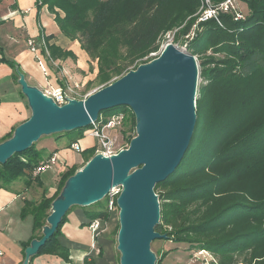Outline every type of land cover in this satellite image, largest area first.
Wrapping results in <instances>:
<instances>
[{
  "label": "trees",
  "instance_id": "16d2710c",
  "mask_svg": "<svg viewBox=\"0 0 264 264\" xmlns=\"http://www.w3.org/2000/svg\"><path fill=\"white\" fill-rule=\"evenodd\" d=\"M226 1L212 0L215 8ZM243 1L249 11L246 20H236L234 12L218 11V21L212 18L198 23L186 51L193 56L212 52L219 58L212 56L200 64L202 84L197 92L192 140L176 171L155 187L161 209L156 231L167 234L171 228L168 240L210 252L217 264H264V0ZM201 2L37 0V5L46 6L55 16L64 37L79 42L92 61L98 60L101 82L107 83L130 65L148 63L143 59L159 51L167 34L174 32L176 41L182 36L190 38L200 18ZM47 51L53 60L73 56L48 43ZM123 108L100 115L110 118L125 113L118 112ZM130 113L135 127V116ZM88 129L68 133L70 146L82 140ZM86 153L93 157L95 149ZM44 157L34 144L0 164V188L31 174ZM73 175V170L64 173L51 198L23 210V218L34 217V235L23 244L25 249L32 240L42 238L52 203ZM84 213L90 222L110 219L107 204ZM66 220L67 215L29 264L42 255L69 260L70 248L62 233Z\"/></svg>",
  "mask_w": 264,
  "mask_h": 264
},
{
  "label": "water",
  "instance_id": "95a60500",
  "mask_svg": "<svg viewBox=\"0 0 264 264\" xmlns=\"http://www.w3.org/2000/svg\"><path fill=\"white\" fill-rule=\"evenodd\" d=\"M199 67L187 51L169 44L160 56L139 66L85 100L58 106L41 90L29 86L20 73L18 83L31 109V117L0 144V164L29 150L43 136L88 128L101 112L128 107L136 118L137 135L126 150L111 158L94 156L73 175L52 203L40 240L25 250L23 264L51 239L73 207L103 201L114 187L122 186L117 199L120 231V264H156L151 245L167 239L156 231L161 209L157 184L170 177L182 162L196 122Z\"/></svg>",
  "mask_w": 264,
  "mask_h": 264
},
{
  "label": "crops",
  "instance_id": "0c3cea01",
  "mask_svg": "<svg viewBox=\"0 0 264 264\" xmlns=\"http://www.w3.org/2000/svg\"><path fill=\"white\" fill-rule=\"evenodd\" d=\"M41 36L46 39L52 37L47 40L49 46H58L64 52H71L73 56L60 60L48 58L46 53H41L39 58L34 56L30 52L29 41L33 40L38 44ZM39 60L43 68L38 64ZM87 62V54L81 49L79 42H72L62 35L55 22V16L46 6L39 7L37 0H0V142L7 141L15 129L31 117L28 101L18 83L20 73L25 76L29 86L45 91L65 87L68 83L81 82L78 74L86 72ZM11 65L18 67L14 69ZM89 139L84 137L80 140L85 150L96 144L95 140ZM44 143L47 144L45 150H49L47 153L56 155L57 164L63 163L60 165L64 169L80 160L78 154L71 151L68 146L65 147L62 140L48 138ZM45 157L43 161L50 158ZM43 173L35 180L28 174L11 185L0 188V264H23L25 260V250L28 247L25 249L23 244L34 235V217L29 214L23 218L22 212L38 205L45 198H51L57 192L60 180L57 176L56 185L48 191L44 188ZM79 212L85 216L84 210ZM68 214L62 233L63 236L74 239L71 246L67 245L70 248L69 260L65 262L57 256L42 255L37 257L33 264L88 262L86 256L90 253V248L81 246L83 245L81 240L84 237L83 230L89 231L87 226L90 220L87 219L86 222L77 225ZM95 259L93 256L92 261L96 263L102 260Z\"/></svg>",
  "mask_w": 264,
  "mask_h": 264
},
{
  "label": "rangeland",
  "instance_id": "374dc122",
  "mask_svg": "<svg viewBox=\"0 0 264 264\" xmlns=\"http://www.w3.org/2000/svg\"><path fill=\"white\" fill-rule=\"evenodd\" d=\"M232 3L234 4V11L242 17L241 20H246L248 13H249L246 3L243 0H232ZM201 4H202V6H201V10H200V18H199V20H197L198 22L194 26V31H193L190 38H189V36H182L180 41H176L175 40V33L174 32L169 33L162 40V42L160 44L159 51L156 53L150 54L148 57L144 58L143 61L149 63L152 60L158 58L160 56V54L162 53V51L164 50V48L166 46H168L169 44H173L182 50L188 51V46H189L190 42L196 36L197 27L199 25L198 23L202 22L200 20L201 17L205 14L206 10H208L209 8H211V9L215 8L214 6H216L213 4L212 0H202ZM60 15H63V13H60ZM212 56L219 58V55H214L212 52H209L203 56L202 55L194 56L197 60V64L199 67V73L201 70V68H200L201 62L203 60H208V58H210ZM87 57H88V62H87V66H86V72H84V74H82V73L78 74V77L80 78L81 82H79L77 84H75V83L74 84H70V83L67 84V85L73 86V89L76 92V94L83 96L85 98L87 96L89 97L91 94L99 91L100 89L105 88V87L113 84L117 80L124 77L127 72L129 73V72L137 70L139 68V66L137 67V64L130 65V67L124 73H122L120 76H114L107 83H103V82H101L102 78L99 76L100 72H99L98 60L92 61L88 55H87ZM74 77H77V76H74ZM201 84H202V80L199 78L198 91H199ZM76 85L78 87H76ZM44 92L45 91H42L43 94H44ZM198 97H199V94L197 95V98ZM85 98H83L81 100H85ZM118 112H125L127 115L124 126L121 129L114 131L112 134V136L116 139L117 150L119 152H121L122 150L128 149L131 141L137 135L136 118H135V127H133V120L134 119L130 113V112H132L130 110V108L125 107L123 109H119ZM102 118L105 119V117L101 116V115L98 117L99 120ZM90 128H91V126H90ZM68 133H71V132L54 134V135H50V136H43L42 139L36 143V149L39 146V150L43 151L44 156H46L45 158L49 157L52 153H50V154L47 153L49 150L48 151L45 150V148H46L45 146L47 144L44 143L45 140H47L48 138H55V139H57V141L62 140V142L64 143V146L65 147L68 146V148L70 149V147H69L70 146V140H69ZM86 139H89V138L86 137ZM93 146L91 149H94ZM58 150H59V148H58ZM93 155L96 156L95 154H93ZM77 156H78V159L80 158V160L73 165L65 167V169L62 167L63 163H60L62 165L57 164L56 166L53 167V169L46 170L43 173V178L45 179L44 188H47V190L50 191L51 188L56 185L57 176H59L58 178L61 179V176L64 173L68 172L69 170L75 171V174H76L78 171L83 169L86 166V164L94 157V156L92 157L88 153L78 154ZM63 169H64V171L62 173L61 171ZM70 178H68L66 180L61 191H63V189L65 188V186H66V184ZM106 204H107V198H105L103 201L96 203V204L89 206V207H84V208L73 207L72 210L69 212L68 217L70 216L72 219V222L75 220L77 222V225H79L83 222H86L88 219V217L86 218L85 216H83L82 213L79 212V210H84V212L86 209L87 210H97V209L102 208L103 206H106ZM109 215H110V219L108 220V229L104 234H102L100 236V239H99V245L101 244L100 245V255L98 257L96 256V259H95V260H100V259H102V260H101V262L98 261L95 264H120L121 254L118 250V235H119V231H120L119 208L114 210ZM46 225H47V220H46ZM87 228H88V226H87ZM83 231H84V237L81 240L83 245H81V246H84V247L89 246V248H90V245H91L90 232L89 231L87 232L86 230H83ZM167 232H168L167 234L171 233L172 229L168 228ZM167 234H162V235H167ZM42 235H43V230H42ZM70 236H71V234H70ZM167 237L169 238L168 235H167ZM168 238L156 240L152 243L151 250L156 255V258H157L156 262L159 261L160 264H213V263L217 264V262H218L217 258L215 256H213V254H211L210 252L205 251L202 255H199L200 251L190 249V247L188 245L183 244V243L173 242L171 240H168ZM73 240H74L73 238H67L66 236H64L63 241L65 244L71 246L73 243ZM101 250L104 252V255H102V256H101Z\"/></svg>",
  "mask_w": 264,
  "mask_h": 264
},
{
  "label": "built area",
  "instance_id": "2783aa9c",
  "mask_svg": "<svg viewBox=\"0 0 264 264\" xmlns=\"http://www.w3.org/2000/svg\"><path fill=\"white\" fill-rule=\"evenodd\" d=\"M219 12H234V4L232 0H227L226 2L219 5L218 8H209L205 11V14L201 17L202 22H206L209 19L215 18L217 21V14ZM242 19V17L236 13V20ZM30 52L36 56L40 57L42 49L45 50L46 56H49L47 51L46 38L41 36L39 38V43L36 44L33 40L29 41ZM38 64L43 68L41 60ZM45 71V70H44ZM76 87H78L76 85ZM44 95L51 98L55 104L58 106H64L68 104L71 100H81L85 97L76 94L73 86L66 85L65 87L52 88L51 90H45ZM88 97V96H87ZM86 97V98H87ZM85 98V99H86ZM127 115L125 113L116 114L110 118L98 119L96 122L92 123L91 128L85 131L84 136L96 141L93 146L95 149V155H102L103 157L111 158L119 153L116 146V139L112 136L114 131L121 129L126 120ZM71 151L75 154H83L86 150L81 145L80 140L72 143L70 146ZM57 164L56 155L48 158L47 160L41 161L40 164L31 172L30 177L35 180L46 170H51ZM122 192V186L114 187L107 198V212L111 214L114 210L118 208L117 199ZM108 229V221L104 219H95L89 222L88 230L91 234V245L90 253L86 256L89 263L92 262L93 256L100 255L99 239L100 236L106 232ZM205 251H200L199 255H202Z\"/></svg>",
  "mask_w": 264,
  "mask_h": 264
}]
</instances>
